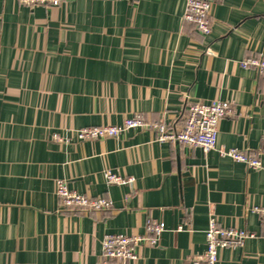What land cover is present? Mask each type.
Wrapping results in <instances>:
<instances>
[{"label": "crops", "instance_id": "0c3cea01", "mask_svg": "<svg viewBox=\"0 0 264 264\" xmlns=\"http://www.w3.org/2000/svg\"><path fill=\"white\" fill-rule=\"evenodd\" d=\"M186 0H0V264H95L109 233L144 235L134 264H204L211 214L255 232L217 264H264V0H218L212 29L185 21ZM231 100L218 148L259 152L261 168L218 149L159 141L151 128L78 140L76 128L141 114L173 126L191 100ZM66 138L60 142L53 134ZM112 169L132 177L109 183ZM58 179L102 210L63 209ZM181 226V229L179 227Z\"/></svg>", "mask_w": 264, "mask_h": 264}, {"label": "built area", "instance_id": "2783aa9c", "mask_svg": "<svg viewBox=\"0 0 264 264\" xmlns=\"http://www.w3.org/2000/svg\"><path fill=\"white\" fill-rule=\"evenodd\" d=\"M27 5L39 3L59 5L64 0H19ZM218 0H186L184 12L185 21L193 23L203 34H209L212 29L211 7ZM243 68H256L264 74V57L248 56L241 61ZM234 106L231 100L216 99L211 102L191 100L187 103L185 116L179 124L168 126L164 122L146 120L141 114L125 117L119 123H105L100 125L84 126L76 128L74 135L78 140L100 139L104 137H118L125 130L138 127H151L156 131L159 141L178 142L189 146L202 148L206 153L218 149L222 156L244 162L248 167L261 168L263 165L259 152L244 151L236 147L218 148V126L222 118L232 115ZM53 138L60 142L67 139L59 134H53ZM264 145V135H263ZM105 178L109 183L131 184L132 177L123 176L112 169L105 171ZM56 194L63 209L83 208L89 210H102L112 206V200L105 196H90L80 193L69 186L66 179H58ZM264 217V206L253 208ZM147 232L144 235H132L127 233H109L102 240V253L95 264H134L139 258L137 248L149 243L156 245L161 234L166 230L163 221L149 220L146 225ZM181 229V226L179 227ZM253 231L235 226L221 224L214 214L210 215L206 229V251L202 256L204 264H217L220 258V250L226 247H238L244 245L248 238L255 237ZM194 264H200L194 261Z\"/></svg>", "mask_w": 264, "mask_h": 264}]
</instances>
